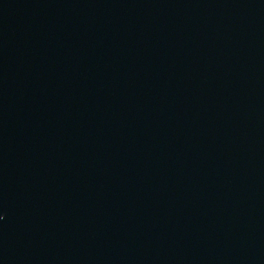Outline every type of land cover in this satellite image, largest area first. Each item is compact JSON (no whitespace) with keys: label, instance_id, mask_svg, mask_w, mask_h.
I'll return each mask as SVG.
<instances>
[{"label":"water","instance_id":"1","mask_svg":"<svg viewBox=\"0 0 264 264\" xmlns=\"http://www.w3.org/2000/svg\"><path fill=\"white\" fill-rule=\"evenodd\" d=\"M0 264H264V0H0Z\"/></svg>","mask_w":264,"mask_h":264},{"label":"snow or ice","instance_id":"2","mask_svg":"<svg viewBox=\"0 0 264 264\" xmlns=\"http://www.w3.org/2000/svg\"><path fill=\"white\" fill-rule=\"evenodd\" d=\"M0 217H2V218H0V220H2L3 219V216H0Z\"/></svg>","mask_w":264,"mask_h":264},{"label":"clouds","instance_id":"3","mask_svg":"<svg viewBox=\"0 0 264 264\" xmlns=\"http://www.w3.org/2000/svg\"><path fill=\"white\" fill-rule=\"evenodd\" d=\"M0 218H2V217H0Z\"/></svg>","mask_w":264,"mask_h":264}]
</instances>
